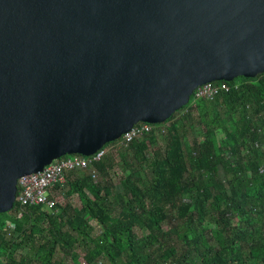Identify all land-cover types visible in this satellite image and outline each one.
I'll list each match as a JSON object with an SVG mask.
<instances>
[{
	"label": "water",
	"instance_id": "water-1",
	"mask_svg": "<svg viewBox=\"0 0 264 264\" xmlns=\"http://www.w3.org/2000/svg\"><path fill=\"white\" fill-rule=\"evenodd\" d=\"M264 74V0H0V213L19 178Z\"/></svg>",
	"mask_w": 264,
	"mask_h": 264
},
{
	"label": "trees",
	"instance_id": "trees-1",
	"mask_svg": "<svg viewBox=\"0 0 264 264\" xmlns=\"http://www.w3.org/2000/svg\"><path fill=\"white\" fill-rule=\"evenodd\" d=\"M227 83L230 91L198 103L203 128L192 124L190 99L154 125L173 121L153 155V132L132 141L121 155L118 192L93 185L92 198L86 178L75 177L85 171L65 175L67 194L79 196L97 232L78 214L65 217L62 207L54 214L56 202L28 206L19 218L0 213V264H59L55 251L71 247L85 250L89 262L101 257L98 264H264V74ZM155 211L171 226L139 237L137 228L157 222Z\"/></svg>",
	"mask_w": 264,
	"mask_h": 264
},
{
	"label": "rangeland",
	"instance_id": "rangeland-1",
	"mask_svg": "<svg viewBox=\"0 0 264 264\" xmlns=\"http://www.w3.org/2000/svg\"><path fill=\"white\" fill-rule=\"evenodd\" d=\"M238 84H240V81H235L234 85L238 86ZM192 100L193 98H191L190 106L193 109L196 108L193 110L192 113V124L195 127V129L203 128V124H201V120H200L201 110L197 108V105L200 101H192ZM172 123L173 121L168 122L164 125H159L156 127L153 126L152 132L156 136L155 137L156 144L148 145L147 154L149 156L153 155V152L158 150L159 146L164 145L163 143L164 135L167 134V130L168 128L171 127ZM221 136L222 135H220V137ZM188 142L191 144L192 142L191 136H189ZM106 148L109 150L106 153V155L103 157V159L100 161L101 162L100 168L96 169L97 176L95 179H91L87 172L77 173L75 175V177L84 176V178H86L87 184L85 186V191L92 198L98 196L96 195L95 190H93V185H99L100 188L109 187L113 194L121 189L120 181L124 175L121 155L123 154L124 149L126 147L116 146L115 143H112L108 145ZM67 191H68V186L66 182L58 189L52 191L51 196L54 197L55 202L58 204L59 208L55 207L54 209L52 208L50 210H52L54 214L56 213L58 214L62 207L63 208L62 214H64L65 217H72L74 216V214H78L86 220V223L91 227L92 233L97 232L99 230L98 224L95 221V219H92L87 216L86 212L82 208L79 196L77 194H73L69 196L67 194ZM103 194L104 191H102L100 195L103 196ZM108 201L113 202L112 196H109ZM112 208L113 209L117 208L116 204L112 203ZM25 211H26L25 209L20 210L18 212L9 210L6 212V216L10 218H19L26 214ZM154 214L157 219V222L153 226L142 229L137 228L135 230L136 234L139 237L146 235L148 233H156L159 230H166L171 226L168 220L160 221V216L157 211H155ZM233 221L237 222V219H234ZM6 223L8 224L9 228H11L12 225L8 220L6 221ZM40 224L42 225L43 228L49 227L47 219H43L40 222ZM8 235H9L8 233L5 234V236ZM25 250L26 248L24 249L15 248L14 252L20 253V252H25ZM86 255H87L86 251L81 248H72V247L65 248V251L64 250L60 251L59 249H57L54 254V260L56 261V263L59 262V264H98V262L102 259L101 257H97L91 262H89L87 261Z\"/></svg>",
	"mask_w": 264,
	"mask_h": 264
},
{
	"label": "built area",
	"instance_id": "built-area-1",
	"mask_svg": "<svg viewBox=\"0 0 264 264\" xmlns=\"http://www.w3.org/2000/svg\"><path fill=\"white\" fill-rule=\"evenodd\" d=\"M231 87L227 82H212L197 88L193 94L192 101L212 100L221 92L230 91ZM154 125L138 123L127 133L115 141L116 146L127 147L132 141L143 140L151 134ZM155 127V126H154ZM109 149L101 148L91 156L66 155L53 160L40 172L23 176L17 181V193L10 210L20 211L28 206L43 205L45 208H52L55 199L51 196L56 185L66 181L65 175L70 172L85 171L91 179L96 178V167Z\"/></svg>",
	"mask_w": 264,
	"mask_h": 264
}]
</instances>
